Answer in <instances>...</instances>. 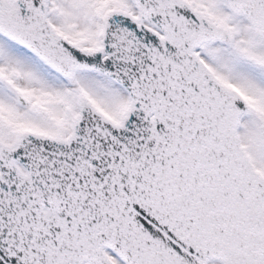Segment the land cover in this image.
Segmentation results:
<instances>
[{"label":"snow or ice","instance_id":"obj_1","mask_svg":"<svg viewBox=\"0 0 264 264\" xmlns=\"http://www.w3.org/2000/svg\"><path fill=\"white\" fill-rule=\"evenodd\" d=\"M0 264H264V0H0Z\"/></svg>","mask_w":264,"mask_h":264}]
</instances>
